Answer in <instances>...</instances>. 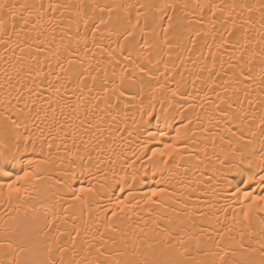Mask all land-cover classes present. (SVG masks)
Returning a JSON list of instances; mask_svg holds the SVG:
<instances>
[{
	"label": "snow or ice",
	"instance_id": "obj_1",
	"mask_svg": "<svg viewBox=\"0 0 264 264\" xmlns=\"http://www.w3.org/2000/svg\"><path fill=\"white\" fill-rule=\"evenodd\" d=\"M19 9L23 11L19 12ZM5 11L8 19L5 18ZM56 13H60L61 17L70 13L66 17L68 31L61 28L60 44L52 47L48 40L27 37V32L37 31L45 22L51 24L57 19ZM206 24L211 27V33L204 27ZM250 31L259 36L256 41L258 51L249 47L253 44L248 36ZM21 33L25 35L21 36ZM13 34L17 37L15 41L11 38ZM40 35L37 31V36ZM208 35L212 36L216 48L227 52L230 46L233 52L228 57L226 68L225 61L219 62L220 71H216L217 57L212 51L213 44L204 39ZM216 36H220L218 43ZM200 41L203 43L197 48ZM34 44L41 47L33 48ZM0 45L12 53L8 62L11 68L16 69L15 77L5 69L6 83L0 82V88L6 90L4 99L0 100L6 109L4 114H0V120L4 122L0 126V135L11 137L12 144L11 149L7 144H0V149L13 153L19 150L21 141H27L32 145L33 152L41 153L39 160H30L28 165L48 163L43 150L46 146L50 150L47 155L51 156L54 144L42 139L39 149L36 148L28 130V117L33 113L39 117L43 112L45 120L54 119L59 112L67 121V113L70 112L78 119L75 114L83 98L102 100L108 109H112L111 120L115 122L118 133L123 122V135L118 138L127 142L126 147L121 145L115 159L108 158L107 169L100 166L102 160L95 164L77 165L76 160L85 157L75 154L73 159L70 156L68 167L80 168V174L89 177L88 183L69 198L65 195L69 192L68 183L76 174L73 173L67 182L57 181L63 184L61 191L64 195L55 196V210L51 213L46 212L38 218L10 216L4 220L0 224L3 228L0 233L3 264H247L245 258L253 256L259 257L258 264H264V253L258 251L264 249V195L240 190L233 193L234 200L211 205L216 212L225 213L226 218L232 215L237 223L260 226L258 232L252 233L255 239H249L245 244L248 234L240 233L238 243L230 248L223 247L222 241L231 229L225 228L218 217L207 214L216 220L219 231L213 227L211 234L203 235L209 229L201 228V235L197 237L190 233L182 219L191 214L180 212L175 207L178 203L175 188L183 183L180 170L184 175L193 169L199 170L204 159H211L209 146L213 148L212 155L221 168L233 167L232 159L227 158L229 156L237 158L239 166H252L245 162V154L257 155L249 150L250 142H243L246 140L245 130L250 131L254 126L244 104L252 103L249 89L256 81H259V88H264V0L239 4L224 3L223 0L220 3L201 0H121L117 3L110 0H78L75 4L59 0H49L45 4L43 0H38L31 4H6L0 8ZM17 49L21 55H16ZM236 52L240 53L238 57ZM40 53L44 54L43 57L38 55ZM257 56L258 73L252 67V61ZM185 59L193 64L202 63L204 66L199 68V72H207V76L192 75L185 68ZM25 60L29 61L26 65L22 63ZM233 60L236 62L233 63ZM25 67L27 72L24 75L30 77L28 81L21 75ZM232 69L235 71L230 72ZM185 72H188L190 80H186ZM221 75L223 78L217 81L216 78ZM40 76L44 79L37 82ZM197 81L200 88L205 89L203 92L197 89ZM189 86L196 92L189 91ZM41 87L54 95L43 101L38 91ZM146 89L150 97L166 90L171 100L166 103L160 99V114L171 116L174 120L179 117L181 121L180 127L169 137V142L151 151L148 148L151 134L141 138L138 127L144 122V116L151 118L155 112L151 104L147 109L144 107ZM229 92L232 95H228ZM197 93L202 99L198 104H192L191 101L197 99ZM138 99L139 105L136 104ZM44 103L48 107H43ZM259 104L261 112H264V99ZM96 106L99 107V104ZM197 107L206 113L211 128L205 126L203 117L194 111ZM130 108L138 109L142 117L131 127L127 124L128 113L125 111ZM48 113H52V117ZM122 113L123 121L119 119ZM252 119H255L254 112ZM259 122V134L264 136V115L260 116ZM83 124L84 120H80L77 126L68 124L70 131H65L63 125L57 127L55 131L63 132V135L54 136L53 140L59 139L67 149V137L70 135L76 153L83 151L91 161L88 142H76L79 132L84 130L81 128ZM21 128L24 132L20 131ZM51 133L52 128L49 127V135ZM250 134L256 135L254 132ZM116 139L113 136V141ZM197 153H202L203 158ZM145 159L150 162L153 173L161 174L156 182L159 186L148 193L140 192L141 185L137 183L138 177H142ZM260 159L264 163V142L261 143ZM126 160L130 162L125 163ZM137 163L141 167L138 168ZM117 166L119 172L115 170ZM238 171L239 167L232 174ZM0 174L10 176L8 172ZM30 177L32 171L28 166L27 170L7 183V193L26 197L28 189L19 185ZM34 179L39 181L40 177ZM215 179L213 176L212 180ZM118 182L123 184L121 192L127 190V194L113 200L111 193ZM4 187L0 185V188ZM62 199L71 202L58 212V201ZM256 205H259L255 207L256 220L248 222ZM236 207L241 209L239 217L233 211ZM229 240L235 241L236 238L229 237ZM253 244L258 247H253ZM237 249H240L239 253ZM237 255L240 259L235 258Z\"/></svg>",
	"mask_w": 264,
	"mask_h": 264
},
{
	"label": "bare ground",
	"instance_id": "obj_2",
	"mask_svg": "<svg viewBox=\"0 0 264 264\" xmlns=\"http://www.w3.org/2000/svg\"><path fill=\"white\" fill-rule=\"evenodd\" d=\"M38 0H0V8H3L6 4H20V3H36ZM45 4L49 2V0H43ZM53 2H57V0H53ZM61 3H71L75 4L78 0H59ZM110 2H121V0H110ZM132 2H136V0H132ZM191 2V0H188ZM201 2H211V3H220L221 0H201ZM224 3H243L248 2L251 3L252 0H223ZM22 12V9L18 10ZM239 11V9H238ZM5 18L8 19L7 11L4 12ZM57 19L52 20L51 24L45 22L43 27L37 29L41 33L40 36H37V31L27 32L26 35L31 40H48L52 47L55 45L60 44V36H61V28L63 27V31L67 32L68 28L66 27L69 23L68 19L66 18L70 13H65L64 17L60 16V13L55 14ZM219 15V13H217ZM34 19V17H33ZM17 20L19 21V16H17ZM209 33H211L212 29L209 25H204ZM220 28V25L216 26ZM259 26L256 25V29L258 30ZM55 29L53 32L52 30ZM9 32H11V28L9 26ZM25 33H21V36H24ZM53 35L55 39H53ZM249 38L253 40V44L249 45V47H255L256 50H259V44L256 41L259 40V36L255 35L254 32L250 31L248 33ZM12 40L15 41L17 37L13 34L11 36ZM205 40L209 44H213L212 36L208 35L204 37ZM220 40V36H216V42L218 43ZM142 42V41H141ZM203 41H200L197 44V48L201 46ZM41 47L39 44H34L33 48ZM51 48L49 49V51ZM62 51V50H61ZM213 53L216 54L217 57V66L216 71H220V64L221 60L225 61V68L227 67L228 57L233 55L231 47L229 46L228 51L225 52L223 48H216L213 44L212 47ZM239 52H236L235 55L238 57ZM12 55L10 51H5L4 46L0 45V82L6 83L4 77V70L8 69V71L15 77L16 69L10 67L8 62V58ZM16 55H21L19 50H16ZM43 57V53L38 54ZM205 55H207V50H205ZM247 53L245 54V58H247ZM195 59V55L193 56ZM259 60V57H255L252 61V67L254 68L255 72H259V68L257 67L256 61ZM233 63L236 61L233 60ZM11 63L17 64L16 61H12ZM23 64H28L29 61L25 60L22 62ZM31 63H35L32 61ZM210 66V60H209ZM20 65L17 64V67ZM204 66L202 63L197 62L193 64L185 59V68L190 70L192 75H200V76H207V72L201 73L199 72V68ZM247 70V69H245ZM47 71V68L44 69ZM183 71V69H181ZM230 72L235 71V69L229 70ZM27 72V68L25 67L22 72V78L25 81L30 80V77L24 75ZM186 80H190L191 77L188 75V72H185ZM222 77H217V81H219ZM44 77L40 76L37 80H43ZM179 79V77H177ZM16 83V79H13V84ZM171 84V79L169 80ZM259 81H256L255 84L249 89L251 93V101L252 103H245L244 108L249 112V120L254 124L251 130H245V137L246 140L243 142H250L249 143V150L251 152H255L257 155L255 156L256 160L259 161L261 155V143L264 142V136L260 135V122L259 118L261 115H264V112L260 110L259 101L264 99V88H259L257 85ZM208 87H215V85H208ZM232 87V85H230ZM239 87L243 88V85H239ZM197 89L199 92H203L205 89L200 88V82L197 81ZM7 91H11L8 89ZM38 91L42 94V100L47 101V97L49 95H54L47 90L45 87H41ZM189 91L196 92V89L191 88L189 86ZM259 93V94H258ZM6 94V90L4 88H0V100L4 99ZM15 93H13V96ZM92 95H95L93 93ZM228 95H232L231 92ZM241 99H244L243 92L240 93ZM35 99V97H33ZM214 98V97H213ZM202 97L199 96L197 93V99L192 100V104H198ZM143 103L145 109L149 107V104L153 108H155V112L151 118L144 116V122L139 125V133L141 138L144 136H149V151L154 150L156 147H163L165 143L169 142V137L174 135L175 129L180 127L181 121L179 117L174 120L170 117H165L160 114L161 112V103L160 98L155 94L153 97L148 95V90H145V95L143 96ZM99 104V107L96 105ZM136 104H140V100L136 101ZM31 106V105H30ZM20 107L23 108V103L20 104ZM43 107H48L47 103L43 104ZM210 109V105L207 106ZM127 111V124L131 127L136 122L142 119L138 109H125ZM194 111L200 114L203 117L204 125L211 128V125L208 124L207 115L206 113L202 112L199 107L195 108ZM6 109L3 104H0V114H4ZM111 112L112 109H108L105 103L102 100L99 101H90L87 98H83L81 100V107L79 108L78 112L75 116L79 118H74V114L68 112L67 116L69 119L65 121L64 116H61L59 112L55 115L54 119H44V113L41 112L39 117H36L35 113H33L30 117H28V130L32 133V138L35 141V146L37 149L40 147V143L42 139H46L51 141L54 144L53 149H51L52 155L48 156L47 153L50 151L46 146L44 148V159L48 161V175L45 183L51 186L50 192L55 197L57 195H64L63 191V184L57 183V181H64L67 182L71 179L72 174L75 173L76 176L70 180L68 183L69 192L66 193V197H69L74 194L80 187L87 186L89 177L80 174V168L73 166L72 168L68 167L70 156L74 159V155L78 154L82 157H85L83 160H76V164H95L98 160H102L103 163L100 165L102 168L107 169L109 167L108 158L111 157L112 159L116 158V154L121 151V145L127 146V142L120 140L118 137L123 135V122L120 124L121 132H117L115 122L111 120ZM253 112L255 113V119H252ZM49 117H52V113H48ZM16 116L13 115V119ZM194 118V117H193ZM121 121H123V113L121 117H119ZM80 120H84V124L81 126L84 130L79 132L77 137V144H80L82 141H87L90 145L89 152L91 153L92 160L89 161L86 158V154L83 151L76 153V150L72 147V139L69 135L67 137V145L68 148L66 149L64 143L61 142L59 139L53 140L54 136L63 135V132L57 133L55 129L60 127L61 125L64 126L65 131H70L68 128V124L73 126L80 125ZM49 127L52 128V133L49 135ZM214 130V129H213ZM21 132H24V128L20 129ZM250 132L256 133L255 136L251 135ZM43 133V136H41ZM113 136H116L117 139L113 141ZM131 139V138H129ZM27 148V150H25ZM103 148L104 151L100 152L99 149ZM217 153L219 154V149H216ZM213 148L209 146L208 154L211 159H204L203 164L201 165L200 169H193L187 175L183 174V170L181 169V175L183 179L182 184H178L175 188L176 196L175 199L177 200V204L175 207L180 212H188L191 215L188 217H182L185 220L187 227L190 233L194 236L199 237L201 235L200 229L205 228L209 229L208 232H205L203 235L211 234V229L216 227L217 231H219V226L216 225V220L209 218L207 214L211 213L214 217H218L221 224L227 228L231 229L230 232L225 233V240L222 241L223 247H235V244L238 243L239 234L246 233L248 234V239L245 240V244L248 243L249 239H255V236L252 235L253 232H258L260 229L259 224H253L251 227L246 225L245 223H237L233 220L232 215H227L225 213H218L216 210L211 207V205L215 204H224L225 200H234L235 197L233 193H237L240 190L252 192L254 195H264V169L253 168L247 164H241L239 166V171L232 174L228 172V167L221 168V165L216 160V157L212 155ZM150 155V152H149ZM198 156L203 158L202 153H197ZM41 153L39 151L33 152L32 145L29 144L27 141H21L19 150H14L13 153H10L3 157L2 162H0V171L10 173V176L0 177V185H4V191L7 193L6 185L7 183L11 182V180L19 174H22L23 171L28 169V161L30 160H39ZM59 157H63V160H60ZM121 162H123L121 160ZM130 162V160H126L125 163ZM138 168L141 167L139 163L136 165ZM215 169V171H214ZM117 172L120 171L119 167L117 166L115 169ZM93 172H95V168H93ZM99 175V173H96ZM166 175V173H165ZM215 176L216 179L213 181L212 177ZM224 176H228L227 180H223ZM161 174L159 172L153 173L150 162L145 159L143 163V172L142 177L137 181L140 186L139 191L142 193H148L151 189L158 187L159 185L156 184L158 180H160ZM223 180V190L221 191V184ZM22 184V183H21ZM21 184L19 186H21ZM123 184L118 182L116 185L113 186V190L111 193V198L121 199L124 195L127 194V190L121 192V188ZM106 195V194H105ZM71 201H67L66 199H62L58 201L57 211H61L66 207V204ZM106 202V201H105ZM184 205H191L192 207L185 208ZM39 202H31L29 204H20L14 200H8L7 198H0V224L3 223L4 220L8 219V217H15L20 216L23 217L25 215H31V212L34 207H38ZM235 215L239 217L241 209L236 207L233 209ZM172 215V213H169ZM195 224V227H193ZM143 226V225H142ZM229 237H235V241H230ZM253 247H258V245L253 244ZM259 252L264 253V249H258ZM237 252H240V249H237ZM247 256V253H245ZM236 259H240V256L237 255Z\"/></svg>",
	"mask_w": 264,
	"mask_h": 264
},
{
	"label": "clouds",
	"instance_id": "obj_3",
	"mask_svg": "<svg viewBox=\"0 0 264 264\" xmlns=\"http://www.w3.org/2000/svg\"><path fill=\"white\" fill-rule=\"evenodd\" d=\"M156 95L160 99H164L167 103L171 100V97L167 94V91L165 90L163 93L157 92ZM175 111V107L173 106V112ZM171 118V116H169ZM3 121L0 120V126H3ZM11 137L9 136H3L0 135V144H7L9 146V149L12 148L11 144ZM0 162H2L3 157L10 154L9 151H5L3 149H0ZM229 159H232L233 161V167L228 169L229 174L233 171H236L239 167V162L237 158L234 157H227ZM245 162L251 163L253 168H259L264 169V163H261V159L259 161L256 160L255 157L251 156V154L246 153L245 154ZM156 164L159 166V160L156 161ZM32 171V177H30L27 181L22 182L21 187L27 188L28 193L26 197L23 196H16V195H9L8 193H5L4 189L0 188V198H7L8 200H14L17 203L20 204H29L31 202H39L38 207H34L31 212L32 218H38L44 215V213L48 212L51 213L55 210V197L51 194L50 189L51 186L47 185L45 183L48 175V163L47 162H41V163H33L31 165H28ZM0 173H3V171H0ZM3 175L0 174V177ZM40 177L39 181H36L34 178ZM228 176H224L223 180H227ZM139 180V177H138ZM223 180L221 184L220 190H223ZM85 199H88V197H85ZM228 200H225V203H227ZM255 207H259V205L254 206L253 212L249 218L248 222H252L256 220V211ZM260 230V229H259ZM3 232V228L0 227V233ZM247 264H258L259 257H246ZM0 264H3V254L0 253Z\"/></svg>",
	"mask_w": 264,
	"mask_h": 264
}]
</instances>
